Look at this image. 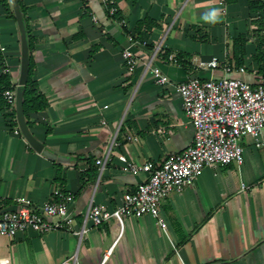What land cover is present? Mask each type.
Segmentation results:
<instances>
[{
  "label": "crops",
  "instance_id": "obj_1",
  "mask_svg": "<svg viewBox=\"0 0 264 264\" xmlns=\"http://www.w3.org/2000/svg\"><path fill=\"white\" fill-rule=\"evenodd\" d=\"M112 2L124 23L110 16L104 0H0V43L6 47L0 74H10L17 95L20 17L28 73L31 67L49 102L43 111L23 112L21 122L17 110L12 120L6 116L8 104L0 98V211L16 210L21 200L41 207L60 190L72 195L74 218L71 227L46 235H0V261L102 264L107 255L103 264H264V145L256 147L250 138L241 143L242 165L206 167L194 186L161 202L166 231L148 214L126 216L121 235L114 218L100 226L88 221L86 232L76 234L90 204L115 209L147 179L125 171L124 159L160 164L193 143L194 127L177 86L193 77L224 76L234 39L250 25L248 0ZM211 8L220 9L219 23L202 19ZM146 18L159 26L146 33L142 46L134 32ZM159 46L153 65L169 77L163 86L144 69ZM126 48L138 61L132 72L124 62ZM254 51L247 46L244 73L233 68L228 75L257 84ZM214 59L220 67L209 69ZM114 137L109 160L97 165Z\"/></svg>",
  "mask_w": 264,
  "mask_h": 264
},
{
  "label": "built area",
  "instance_id": "obj_2",
  "mask_svg": "<svg viewBox=\"0 0 264 264\" xmlns=\"http://www.w3.org/2000/svg\"><path fill=\"white\" fill-rule=\"evenodd\" d=\"M137 43L147 45L142 40ZM159 50L160 46L146 57L144 69L152 73L158 85L163 86L170 80L159 67L153 65ZM0 51H6L1 43ZM123 58L127 69L132 72L138 61L131 48L123 50ZM207 67L217 69L220 65L214 59ZM223 70L225 75L222 77L207 80L193 77L177 86L183 108L194 127L193 143L183 152L166 157L160 164L147 162L138 165L124 159L125 171L133 174L143 172L148 175L147 179L138 185L136 191L125 193L115 209L90 204L85 213L84 225L76 234L82 236L86 232L88 221L100 226L114 218L120 225L121 235L126 216L141 217L148 214L155 217L158 225L166 231L167 223L160 208L163 200L194 186L206 167L225 166L233 162L242 165L244 148L241 143L244 138L252 139L256 147L264 145V85L261 80L253 84L230 77L228 74L234 72L231 66H225ZM238 71L244 73L245 68L241 67ZM4 97L12 109L17 108V95L12 90L5 91ZM115 145L114 137L105 157L97 159V165L105 166ZM54 195L56 199L46 201L41 207H35L31 201L21 200L16 210L0 211V235L14 237L25 231L46 235L71 227L74 222L69 212L72 195L60 190H56ZM106 260L107 255L102 264ZM61 264L70 263L65 261Z\"/></svg>",
  "mask_w": 264,
  "mask_h": 264
},
{
  "label": "trees",
  "instance_id": "obj_3",
  "mask_svg": "<svg viewBox=\"0 0 264 264\" xmlns=\"http://www.w3.org/2000/svg\"><path fill=\"white\" fill-rule=\"evenodd\" d=\"M236 1L237 0H226L227 3H233ZM104 4L107 12L113 19L124 23L120 12L112 0H104ZM112 9H114L113 12H111ZM16 10L18 13L19 10ZM248 10L250 13L249 23L251 30L248 34L241 33L234 39L232 58H228V66H231L234 69L244 67L246 45L249 42L254 43L256 45V52L252 55V61L257 64L256 77L258 80H261V84L264 85V0H248ZM158 26L157 22L153 19L146 18L145 20H140L135 27L134 36L139 38V40L146 41V33ZM132 40L134 39L132 38ZM13 89L14 85L11 83L10 74H0V98L6 102L4 92ZM22 102V108L25 114L29 112L43 111L49 106L48 100L40 91L38 82L32 77L31 67L25 80ZM7 107L8 111L6 112V116L12 120L17 108L12 109L9 104Z\"/></svg>",
  "mask_w": 264,
  "mask_h": 264
},
{
  "label": "water",
  "instance_id": "obj_4",
  "mask_svg": "<svg viewBox=\"0 0 264 264\" xmlns=\"http://www.w3.org/2000/svg\"><path fill=\"white\" fill-rule=\"evenodd\" d=\"M19 19V26L20 31L22 33V43H23V49H22V70H21V76L19 78V88L17 92V115L21 122H23V108H22V93H23V85L25 84L26 77L28 75V46L27 41L24 33V26L23 22L20 17ZM22 128L25 129L24 124L22 123ZM27 133V132H25ZM26 136L30 139V136L26 134ZM217 264V263H216Z\"/></svg>",
  "mask_w": 264,
  "mask_h": 264
},
{
  "label": "clouds",
  "instance_id": "obj_5",
  "mask_svg": "<svg viewBox=\"0 0 264 264\" xmlns=\"http://www.w3.org/2000/svg\"><path fill=\"white\" fill-rule=\"evenodd\" d=\"M204 22L210 23V24H216L220 22L221 15H220V9L218 8H211L209 11H207L204 16L202 17ZM0 264H7V261H0Z\"/></svg>",
  "mask_w": 264,
  "mask_h": 264
},
{
  "label": "rangeland",
  "instance_id": "obj_6",
  "mask_svg": "<svg viewBox=\"0 0 264 264\" xmlns=\"http://www.w3.org/2000/svg\"><path fill=\"white\" fill-rule=\"evenodd\" d=\"M250 30H251L250 25H249L248 27H245V34H248ZM250 44H253V46H255V51H254V53L256 52V45H255L254 43H252V42H249V43L246 45V54H247V46L250 45ZM254 53H253V54H254ZM246 54H245V57L247 56ZM262 151H264V150H262Z\"/></svg>",
  "mask_w": 264,
  "mask_h": 264
}]
</instances>
